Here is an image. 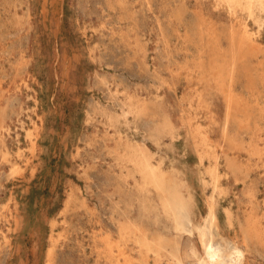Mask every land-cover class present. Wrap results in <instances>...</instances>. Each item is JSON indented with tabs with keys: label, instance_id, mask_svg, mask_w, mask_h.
<instances>
[{
	"label": "rangeland",
	"instance_id": "rangeland-1",
	"mask_svg": "<svg viewBox=\"0 0 264 264\" xmlns=\"http://www.w3.org/2000/svg\"><path fill=\"white\" fill-rule=\"evenodd\" d=\"M241 15L231 18L216 0H0V264H117L100 252L101 238H121V226L132 222L168 243L167 251L179 248L180 261L150 253L146 264H194L192 251L202 253L197 233L176 230L153 189L139 188L134 164L120 158L136 145L154 164L181 172L194 223L206 218L215 195L216 229L243 248L240 264H264V241L245 234L251 212L264 227V158L249 150L264 149V12L260 21L246 18L256 50L238 62L233 80L248 101H260L249 131L233 121L228 127L241 150L223 137V94L180 68L186 60L193 66L201 49L212 53L205 43L212 29L228 48L224 31L239 27ZM248 72L258 74L252 88ZM199 85L213 113L200 110L196 122L220 145L224 192L214 194L209 162L198 161L186 123ZM129 96L149 106L146 115L130 110ZM165 116L173 134L157 133ZM226 156L238 157L245 174L225 175ZM129 244L138 263L142 255Z\"/></svg>",
	"mask_w": 264,
	"mask_h": 264
},
{
	"label": "bare ground",
	"instance_id": "bare-ground-1",
	"mask_svg": "<svg viewBox=\"0 0 264 264\" xmlns=\"http://www.w3.org/2000/svg\"><path fill=\"white\" fill-rule=\"evenodd\" d=\"M216 1L218 2L219 5H223L226 6V8H228V11L231 13V18L232 16L240 17L239 16L240 14L243 13L245 14L244 16L241 15L243 17L240 19L239 27L235 25H231V28L228 26L229 29L228 30L226 29V31H224L225 34L227 33L229 35L228 48L225 49L220 48L222 47L221 41L223 40H220L218 37H216V34H218L220 31L217 32L216 30L212 29L209 34V38H207L208 40L205 41V43L212 51V53L206 54L207 51L201 49L197 59L195 60L194 58L195 64L192 63L193 66L191 65L188 66V62L186 60L185 64H182V62L180 63V65H182L180 68L182 70H186V74H187L186 77H188L190 81H192L193 78H196L198 84L210 85L212 82L214 87H216V89L223 94V98L226 105V111L224 116L225 122L223 126L224 128L222 129L223 137L228 142L230 149L239 151L242 149V145H243L239 138L240 135L236 134L237 131L231 133L228 127H230L229 125L230 123L232 124L233 121V123H235L234 126L236 130L237 128L238 129L240 128V130L245 129L249 131L248 126L251 117V111L254 109L256 105H259L260 101H256L259 98L254 95H251V97H254L253 99L254 101L253 100L248 101L246 97H244L240 92L235 90L233 80L235 78V74L238 69V62L239 63L241 62L242 64L248 63L246 57L248 52L251 53L256 50L255 49L256 45L254 43L256 32L254 33L252 30H250L249 28L250 23L248 24L246 18L253 17L255 18V20L258 18L257 21H260V17H257V12H261V13L264 12V0H216ZM178 15L179 14H177V17ZM201 19L199 20L201 21ZM208 20L211 21V19ZM255 23L257 24V22ZM198 26H200L199 28H201V24ZM201 34L202 33H200V35ZM211 38L214 41L211 40ZM223 39L226 40L225 38ZM197 50L199 51V49ZM206 62L209 63L206 64ZM260 63L264 64V62H260ZM195 75H197V77ZM246 76L248 77L249 80L248 85H250V87L252 88L255 85V82H257L256 80H258L256 78L258 77V74L257 76L254 77L253 73L248 72ZM260 84L261 86L263 85L262 82L259 83V85ZM201 88L202 87L200 85L196 88L197 105L196 106H194L193 104L190 105L192 111L191 114L189 115V118H187L186 123L188 126V133L194 139L193 145L198 156V161L200 162V164L204 163L205 160H208L209 162V165L207 166L206 174H208L210 177L209 183L212 185L211 187L213 189V194H214L215 192H224V189L222 188V179H221L222 175H221L220 162H219L220 155L218 151V146L220 145L212 138L208 130H205L206 129L205 126H203L201 123L196 122L197 121L196 118L199 116L198 113L200 112V110L211 111L213 113L211 109V101L208 100V97ZM128 99L130 101V110L133 111L136 116L139 114L146 115L149 109V106L147 104L145 103L136 104L132 96H129ZM118 116L119 115H117L116 117ZM114 117L112 116L111 119ZM0 127L1 129L5 128L4 125H1ZM156 129L158 130L157 131L158 134H161L162 132H168L169 134H173L174 131H176V127L174 126L172 121H170L168 116L164 117L162 123L159 126H156ZM261 130H264V128L263 129L261 128ZM30 135L32 134L30 133ZM156 136H157L156 141H159L158 138L159 136L157 134L155 135V137ZM129 150L130 152L128 154L126 155L124 154V156L120 158L126 159L127 161L134 164V166L136 167L138 173L140 174V180L138 182L139 188L143 189L150 187L151 189H153L154 193L156 194V196H158L160 200L161 208L167 214V216L172 220L176 230L189 231V232L195 231L197 233L199 242L201 244L202 253H198V251L196 250L192 251L195 260L194 264H240L244 252L243 248L236 241H232L231 239L224 237L216 229L217 222L215 217V211H216L215 205L217 203V199L215 198V195L212 197L211 202L209 204L206 218H204V220L201 221L200 223H194L192 219V212L194 207V200L192 197L193 194L189 189L190 186L182 178L181 172L175 169L174 167L172 168V170L171 169L167 170V168L163 165V162L160 164H154V162L152 161L151 153L146 151L145 148L141 145H136V147H132ZM249 150L251 151V153L257 155L260 159L264 158V149L254 148V146L253 147L251 146V148L249 147ZM7 155L9 156V151H6L4 153V157H6ZM225 160H226L225 161L226 169L228 170L227 172L225 171V175L232 173L234 176L240 177L241 175L245 174L244 167L238 160V157L226 156ZM203 183H205L206 185L208 184V182L205 181V179ZM246 194L248 195V193ZM230 213L231 212H229V210H226V214H227L226 216L228 218L229 223L231 224L232 215ZM246 227H247L245 233L246 238H248L249 236H253V237H257L260 241H264V227L262 226L261 219H259L255 215V213L253 212L250 213ZM101 242L104 245V249L101 250L100 252L101 253L104 252L106 254L108 253L109 255L113 256L116 259L117 264H146L150 253L161 255L162 252H165L166 254L170 253L174 258L180 261L179 248L175 246L172 248V251H167L168 243H166L164 240L155 241L154 239H151L150 236H148L146 230L136 222L127 223L121 226V238L113 239L111 235H105L104 237L101 238ZM129 242L134 243V245H136V247L138 248L139 254L141 253L142 255L141 260H139L138 263L137 260L133 257L132 252H130L129 249L127 248L130 245ZM50 255L51 253H49V256Z\"/></svg>",
	"mask_w": 264,
	"mask_h": 264
}]
</instances>
